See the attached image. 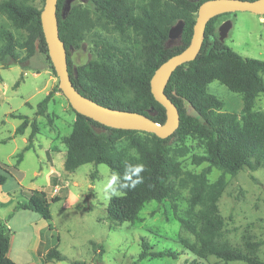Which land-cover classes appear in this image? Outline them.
Instances as JSON below:
<instances>
[{
    "label": "trees",
    "instance_id": "16d2710c",
    "mask_svg": "<svg viewBox=\"0 0 264 264\" xmlns=\"http://www.w3.org/2000/svg\"><path fill=\"white\" fill-rule=\"evenodd\" d=\"M205 1L141 0L138 4L134 0H90L96 14L93 19L88 10L77 6L66 13L67 0H57L58 36L65 47L73 87L83 97L103 107L136 112L163 125L165 110L151 95L150 79L162 63L189 45L198 7ZM41 11L16 0L0 3V13L13 27L28 33L27 40L21 45L26 55L20 58L12 34L2 31L5 40L0 51L2 68L19 65L26 69L36 52L45 54L50 60L41 28ZM220 16L207 23L196 58L178 66L165 86L164 94L179 113V126L171 136L160 139L150 133L106 127L74 112L71 132L63 138L66 147L63 168L66 172H74L84 164H101L119 177L118 195L109 198L106 208L107 220L112 224L131 223L143 205L166 199L171 203L173 219L198 242L197 249L181 242L192 254L213 256L224 263L264 264L231 251L218 241L222 220L218 215L217 201L225 188L223 176H235L244 168L255 171L264 165V112L253 110L255 98L264 95L261 76L264 74V60L241 57L222 44L215 34V22ZM177 22L182 23L179 38L174 45L167 46L171 28ZM98 24L121 37L131 32L138 47H119L97 37L100 43L98 47L96 45L97 60L74 66L71 48ZM212 82L241 97L239 120L236 114L223 112V102L208 92V85ZM54 92L61 93L58 87ZM51 97L49 93L38 103L36 115H45ZM16 118L22 122L15 129V135H22L30 127L27 144L17 155L16 163H19L22 154L32 148L38 127L35 121L29 123L25 116ZM189 135L202 139L206 148L205 155L192 157L197 166L207 164L198 174L181 171L177 158L184 156L186 149L173 146L182 144ZM137 165H143L139 176L135 174ZM212 168L221 175L210 183L207 175ZM5 180L6 177L0 174V186ZM176 186L188 191L184 217L177 214ZM52 202H58V199L53 198ZM48 205L44 192L28 190L27 203L17 208L33 211L43 220L50 221ZM91 245L99 253L101 247ZM9 246L10 230L6 222L0 221V264H15L8 257ZM149 250L150 247L142 242L139 258H176L177 255L170 251ZM45 259L63 261L64 257L52 248Z\"/></svg>",
    "mask_w": 264,
    "mask_h": 264
},
{
    "label": "rangeland",
    "instance_id": "374dc122",
    "mask_svg": "<svg viewBox=\"0 0 264 264\" xmlns=\"http://www.w3.org/2000/svg\"><path fill=\"white\" fill-rule=\"evenodd\" d=\"M16 1L37 10H43L45 5V0ZM134 1L141 3V0ZM74 6L88 10L91 17L96 18L90 0H67L66 13ZM261 18L262 22L260 16L249 12L225 14L216 26L217 39L241 57L264 60V16ZM181 25L177 22L172 26L167 46L177 42ZM2 31L12 34L16 52L20 58L24 57L26 51L21 45L28 33L13 27L0 13V51L5 45ZM97 37L119 47H138L131 32L121 37L98 24L71 48L74 66L97 60L96 50L100 45ZM28 63L26 69L19 65L2 68L0 64V174L6 177L0 186V221L6 222L10 230V260L15 264H246L224 263L213 256L192 254L181 242L194 245L196 249L198 242L173 219L171 203L166 199L143 205L131 223L116 225L108 221L106 208L111 196L106 194L105 187L113 174L101 164H84L74 172L64 170L63 138L71 132L75 113L63 94L54 92L59 80L46 55L36 52ZM261 76L264 81V74ZM208 92L223 102V112L234 113L240 119L239 95L217 82L208 85ZM49 93L52 97L45 115H36L38 103ZM253 110L264 112V95L255 98ZM18 115L27 117L29 123L35 121L38 131L32 148L16 163L30 133L28 126L22 135L14 134L22 122L16 118ZM173 146L186 149V154L177 158L182 172L198 174L207 166L206 163L195 165L192 158L205 155L202 139L189 135L182 144ZM220 175V171L212 168L207 175L208 182H214ZM223 177L225 188L217 201L222 220L218 241L231 251L264 262V165L255 171L244 168L235 176ZM175 188L177 214L184 217L188 191ZM28 190L44 192L50 221L33 211L17 208L27 203ZM53 198L58 202H52ZM142 242L150 247L149 252L170 251L177 254L176 258L147 256L140 259ZM91 243L101 247L99 253ZM52 248L64 257L63 261L45 259Z\"/></svg>",
    "mask_w": 264,
    "mask_h": 264
},
{
    "label": "water",
    "instance_id": "95a60500",
    "mask_svg": "<svg viewBox=\"0 0 264 264\" xmlns=\"http://www.w3.org/2000/svg\"><path fill=\"white\" fill-rule=\"evenodd\" d=\"M56 3L57 0H45L44 8L40 13V22L48 57L59 80L58 88L72 110L106 127L150 133L160 139L171 136L179 126L178 110L164 94L165 86L178 66L196 58L203 42L207 23L216 16L233 12H249L264 16V0H207L200 4L189 45L182 52L162 63L150 79L151 95L164 108L166 115L165 123L159 125L147 116L136 112L103 107L83 97L73 87L68 74L65 47L58 36ZM65 10H67L66 7Z\"/></svg>",
    "mask_w": 264,
    "mask_h": 264
},
{
    "label": "clouds",
    "instance_id": "9594fccd",
    "mask_svg": "<svg viewBox=\"0 0 264 264\" xmlns=\"http://www.w3.org/2000/svg\"><path fill=\"white\" fill-rule=\"evenodd\" d=\"M143 171V165H137L135 167V174L139 176V173ZM119 177L116 174H113L112 177L109 178L108 184L105 187V192L107 195H117V182ZM137 182H140L139 180Z\"/></svg>",
    "mask_w": 264,
    "mask_h": 264
},
{
    "label": "crops",
    "instance_id": "0c3cea01",
    "mask_svg": "<svg viewBox=\"0 0 264 264\" xmlns=\"http://www.w3.org/2000/svg\"><path fill=\"white\" fill-rule=\"evenodd\" d=\"M228 14V13H227ZM225 15V14H224ZM224 15H222V16H224ZM222 16H220L217 20H216V22H215V34H216V37H217V31H218V29H217V25L219 24V21L221 20V18H222ZM260 21L262 22L263 20H262V18H261V16H260ZM222 25H223V22H222Z\"/></svg>",
    "mask_w": 264,
    "mask_h": 264
}]
</instances>
